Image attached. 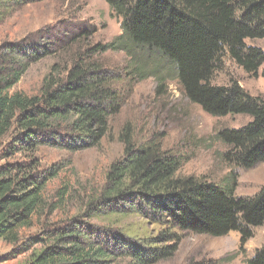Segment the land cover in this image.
Instances as JSON below:
<instances>
[{
	"label": "trees",
	"instance_id": "16d2710c",
	"mask_svg": "<svg viewBox=\"0 0 264 264\" xmlns=\"http://www.w3.org/2000/svg\"><path fill=\"white\" fill-rule=\"evenodd\" d=\"M104 1L120 20L121 33L88 53L123 52L128 58L123 75L76 59L63 76L55 77L53 66L37 95L10 94L29 66L48 55V47L39 40L0 43V146L9 140L3 159L29 154L21 162L0 165V241L16 244L20 230L43 215L42 194L58 170L41 169L35 152L42 146L68 152L97 147L111 117L129 99L133 81L152 76L163 64L172 68L188 100L207 115L249 117L243 127L217 133L228 148L224 161L241 170L264 162V101L234 81L213 84L225 56L247 75L264 78L259 72L264 51L245 43L264 39V0ZM163 84L158 78L157 93ZM119 139L121 158L109 166L102 192L90 206L99 203L96 211L137 213L159 223L163 229L154 246L90 227L74 216L52 226L47 240L33 241L46 242L28 264H157L173 257L185 232L214 238L235 232L242 250L264 225V188L246 198L235 194L234 173L222 182L179 177L180 154L163 151L154 140L137 145L129 125ZM246 264H264V249Z\"/></svg>",
	"mask_w": 264,
	"mask_h": 264
},
{
	"label": "rangeland",
	"instance_id": "374dc122",
	"mask_svg": "<svg viewBox=\"0 0 264 264\" xmlns=\"http://www.w3.org/2000/svg\"><path fill=\"white\" fill-rule=\"evenodd\" d=\"M18 1L0 0V43L30 44L39 40L41 45L48 47V55L29 66L9 90L10 94L37 95L53 66L57 69L55 77L63 76L76 59L85 64L96 63L114 74L125 73L128 58L123 52L88 53L93 45L109 42L121 33L120 20L110 14L104 0ZM245 43L264 51V39ZM222 64L214 74L213 84L234 81L249 95L264 101V78L247 75L228 56L223 58ZM262 71L264 64L259 72ZM158 78L164 83L159 93ZM133 83L129 99L120 112L111 117L109 131L97 147L68 152L42 146L35 152L33 157L41 169H54L58 173L43 191L41 218L34 217L30 228L20 230L16 244L0 241V264H28L31 256L42 250L46 242L34 244L33 241L47 240L48 232L74 216L90 227L118 233L140 245L154 246V239L163 229L159 223L137 213L96 211L99 203L90 206L102 192L109 166L121 158L123 146L119 135L125 125L130 126L137 145L154 140L163 151L180 154L183 163L176 172L179 177L195 176L222 182L234 173L235 194L246 198L264 188V162L250 169L235 168L224 161L223 155L228 148L216 136L222 129L243 127L250 121L248 116L216 118L207 115L188 100L172 68L164 64L157 67L152 76ZM8 142L5 138L1 143L0 165L29 157V154L18 153L3 159ZM239 239L235 232L219 238L185 232L181 234L173 257L157 264H246L257 251L264 249V225L254 230L253 237L242 250ZM123 263L121 260L120 264Z\"/></svg>",
	"mask_w": 264,
	"mask_h": 264
}]
</instances>
